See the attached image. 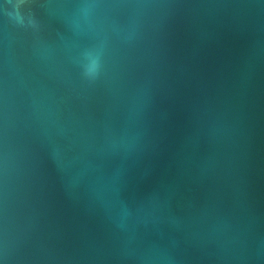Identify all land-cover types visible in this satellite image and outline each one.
I'll list each match as a JSON object with an SVG mask.
<instances>
[{"label": "water", "instance_id": "1", "mask_svg": "<svg viewBox=\"0 0 264 264\" xmlns=\"http://www.w3.org/2000/svg\"><path fill=\"white\" fill-rule=\"evenodd\" d=\"M0 264H264V0H0Z\"/></svg>", "mask_w": 264, "mask_h": 264}]
</instances>
